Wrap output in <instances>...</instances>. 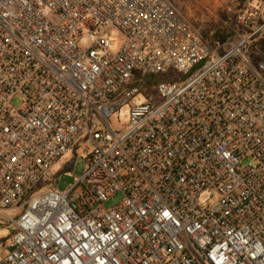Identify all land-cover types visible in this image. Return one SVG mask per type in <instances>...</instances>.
I'll use <instances>...</instances> for the list:
<instances>
[{
    "label": "built area",
    "instance_id": "2783aa9c",
    "mask_svg": "<svg viewBox=\"0 0 264 264\" xmlns=\"http://www.w3.org/2000/svg\"><path fill=\"white\" fill-rule=\"evenodd\" d=\"M236 23L210 44L169 0H0V264H264V0Z\"/></svg>",
    "mask_w": 264,
    "mask_h": 264
},
{
    "label": "rangeland",
    "instance_id": "374dc122",
    "mask_svg": "<svg viewBox=\"0 0 264 264\" xmlns=\"http://www.w3.org/2000/svg\"><path fill=\"white\" fill-rule=\"evenodd\" d=\"M169 2L176 11L181 13L192 25L200 28V30L226 26L225 24L229 23V21H227L225 16L227 13H232L235 7V0H169ZM262 40H264V30L259 33L257 39L251 44L249 53L251 58L253 54L260 56V62L264 64V52L260 55L258 51ZM144 96L149 95L139 92V94L134 96L133 100L136 102L143 101L145 100ZM120 112L121 122L111 119V124L115 128H120L127 121V108L123 106ZM90 150L91 146L89 143L80 142L75 149L68 152L54 167L55 178L58 180L56 185L59 191L66 190L74 182L75 178L81 175ZM117 199L118 197H115L112 201L107 202L106 206H111ZM8 231L9 228L0 223V235H4Z\"/></svg>",
    "mask_w": 264,
    "mask_h": 264
},
{
    "label": "trees",
    "instance_id": "16d2710c",
    "mask_svg": "<svg viewBox=\"0 0 264 264\" xmlns=\"http://www.w3.org/2000/svg\"><path fill=\"white\" fill-rule=\"evenodd\" d=\"M246 0H235V7L232 13H227L225 18L229 23L226 26L219 28H207L201 30L203 36L207 39L210 44H215L217 41H223L229 39L233 35V30L238 28L236 23L237 15L243 10ZM260 55L264 52V40L261 41L260 47H258ZM258 55H252V61L254 63L259 62L261 59ZM175 71H169L166 74H155L150 76H139L134 74L131 78L130 88H136L138 91L143 92L146 95H151L154 91L156 84L160 82H172Z\"/></svg>",
    "mask_w": 264,
    "mask_h": 264
}]
</instances>
